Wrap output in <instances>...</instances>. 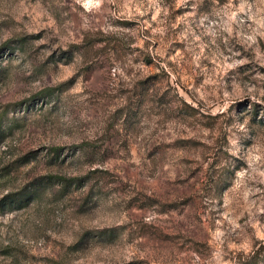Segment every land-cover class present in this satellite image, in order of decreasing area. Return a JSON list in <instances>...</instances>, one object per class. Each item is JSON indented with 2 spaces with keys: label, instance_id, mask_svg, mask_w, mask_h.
Masks as SVG:
<instances>
[{
  "label": "rangeland",
  "instance_id": "374dc122",
  "mask_svg": "<svg viewBox=\"0 0 264 264\" xmlns=\"http://www.w3.org/2000/svg\"><path fill=\"white\" fill-rule=\"evenodd\" d=\"M0 125V264H264V0H0Z\"/></svg>",
  "mask_w": 264,
  "mask_h": 264
},
{
  "label": "trees",
  "instance_id": "16d2710c",
  "mask_svg": "<svg viewBox=\"0 0 264 264\" xmlns=\"http://www.w3.org/2000/svg\"><path fill=\"white\" fill-rule=\"evenodd\" d=\"M0 127H1V125H0ZM32 198V197H31ZM30 198L28 197V198H26V204H24V205H27V203L31 200H29ZM15 202H20V204L22 203V202H24L23 201V196H21L20 194H18V195H13V197L12 198H10V200L7 202V204H9V205H13V203H15ZM247 264H258L257 263V261L256 260H252L251 262H249V263H247Z\"/></svg>",
  "mask_w": 264,
  "mask_h": 264
}]
</instances>
